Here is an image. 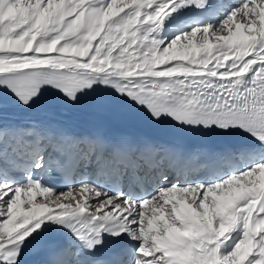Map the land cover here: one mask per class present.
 <instances>
[{"label": "snow or ice", "instance_id": "obj_1", "mask_svg": "<svg viewBox=\"0 0 264 264\" xmlns=\"http://www.w3.org/2000/svg\"><path fill=\"white\" fill-rule=\"evenodd\" d=\"M48 98L241 143L184 153L0 122V264L61 232L73 243L46 264H264V0H0V111Z\"/></svg>", "mask_w": 264, "mask_h": 264}, {"label": "bare ground", "instance_id": "obj_2", "mask_svg": "<svg viewBox=\"0 0 264 264\" xmlns=\"http://www.w3.org/2000/svg\"><path fill=\"white\" fill-rule=\"evenodd\" d=\"M224 1L227 2V0ZM212 42H216L214 38L212 39ZM197 43H199V40L197 41ZM54 103L55 102L51 98H48L42 105H40L30 113H25L15 108L14 106L9 105L6 110L0 111V122H2L5 127H27L32 121L40 123L41 120H43L45 117L42 113L47 112V110L56 108L54 107ZM62 113L67 114V111H64ZM71 121L72 123L74 122L73 120ZM11 143L12 141L10 138L6 139L4 142H0V150L10 151ZM89 169H91V167L83 168L80 169V172L87 178L93 179L94 176L88 173ZM85 195H87L88 197L89 204L95 203V199L97 198L93 197L90 193ZM38 199L40 198L38 197Z\"/></svg>", "mask_w": 264, "mask_h": 264}, {"label": "rangeland", "instance_id": "obj_3", "mask_svg": "<svg viewBox=\"0 0 264 264\" xmlns=\"http://www.w3.org/2000/svg\"><path fill=\"white\" fill-rule=\"evenodd\" d=\"M214 43V42H213Z\"/></svg>", "mask_w": 264, "mask_h": 264}]
</instances>
